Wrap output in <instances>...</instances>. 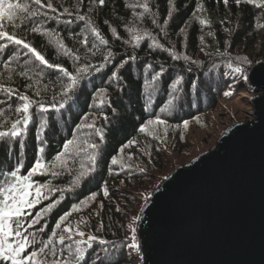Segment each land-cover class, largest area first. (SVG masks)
Segmentation results:
<instances>
[{
	"label": "trees",
	"instance_id": "1",
	"mask_svg": "<svg viewBox=\"0 0 264 264\" xmlns=\"http://www.w3.org/2000/svg\"><path fill=\"white\" fill-rule=\"evenodd\" d=\"M11 2L26 3L37 15L18 14L16 27L5 20V30L81 77L65 97L70 80L63 72L41 64L22 45L0 40V131L22 120L18 109L26 101L21 96L32 102L28 123L17 126L19 134L0 138V188L12 180L10 171L28 175L37 159L45 164L43 174L31 177L47 186L48 198L26 209L24 235L35 241L28 250L38 251L51 239L48 248L55 255L45 249L48 254L38 259L64 264L75 260L76 241L93 235L98 239L89 242L91 248L79 245L86 249L79 264H137L130 246L137 234L130 220L148 199L151 182L157 184L153 178L164 179L159 173L165 158L188 146L193 126L208 128L211 109L240 90L249 92L243 75L228 63L245 69L264 59V0ZM157 117L166 123H155ZM68 140L73 143L65 152ZM60 153L65 154L57 160ZM49 204L55 206L45 212ZM65 214L70 215L57 228ZM37 218L39 223L28 227ZM66 227L72 231L65 232ZM60 236L66 238L63 244Z\"/></svg>",
	"mask_w": 264,
	"mask_h": 264
},
{
	"label": "water",
	"instance_id": "2",
	"mask_svg": "<svg viewBox=\"0 0 264 264\" xmlns=\"http://www.w3.org/2000/svg\"><path fill=\"white\" fill-rule=\"evenodd\" d=\"M246 77L251 118L175 167L144 203L139 264H264V61Z\"/></svg>",
	"mask_w": 264,
	"mask_h": 264
},
{
	"label": "snow or ice",
	"instance_id": "3",
	"mask_svg": "<svg viewBox=\"0 0 264 264\" xmlns=\"http://www.w3.org/2000/svg\"><path fill=\"white\" fill-rule=\"evenodd\" d=\"M100 5H103L105 3V0H98ZM34 3L36 5H41V0H34ZM225 3H227V0H225ZM48 8H52V4L48 3ZM144 7L146 8L147 5L145 4ZM55 10V9H53ZM67 12L68 10L65 9ZM24 13L30 16L37 15L36 11H33L29 8L28 4L26 3H13L11 0H0V40L6 39L7 41L14 43L16 45H22L23 48L28 49L30 53H32L36 60H38L41 64L46 65L49 68H57L61 72L64 73L65 76H67L70 80V83H68L64 87V96L67 97L69 93L75 88L78 79H80V75H73L72 73L68 72L67 69H64L60 64H53L50 63L43 54H41L40 51H38L35 47H32L29 43H26L24 39L18 38L14 33H10L9 31L5 30L4 21L7 20L13 27H16L13 23L14 19L18 16V14ZM81 20L84 19L83 16L79 17ZM32 31H37V29L33 28ZM97 36H99V33H96ZM103 43H107V41H102ZM4 46L0 45V50H2ZM61 48H63V45H60ZM67 54V51L66 53ZM174 59H178V56L173 57ZM78 59V57H77ZM107 59V58H106ZM134 59V57H133ZM187 59V57H185ZM247 60V58H244ZM88 66H85L84 68L78 69V73H84L87 70ZM229 68H233L234 72L237 74L243 75L245 72V69L237 64L235 67H233V64L231 62L228 63ZM99 70V69H97ZM116 73H113V76H115ZM244 79H247L245 76ZM182 77L175 80V82L172 84V88L175 89L177 85L181 83ZM9 92H11V89H8ZM230 93H225V95H229ZM39 95V93H37ZM21 100L26 101L22 106L21 109H18V111L22 110V113L24 114L21 119H17L14 123H12L11 127L8 128L7 131H0V138H6V137H16L18 133V125L23 122L24 124L28 123L29 116L27 113L29 112V108L31 105V101L29 100L28 96H21ZM55 99V98H54ZM37 106L41 110H47L45 104L43 102L37 101ZM51 107H56L55 104L50 105ZM60 108L64 107L63 103L59 104ZM164 109H162L163 111ZM154 121L149 120L147 124L151 125ZM155 123L158 124H165L166 121L159 119V117L156 118ZM185 126H187L188 121L184 122ZM84 127L92 128L94 125L92 124H86ZM99 131V130H97ZM141 131H144V128L141 129ZM73 143L72 140H68L64 144L65 152L69 148V145ZM88 147L95 149L97 148L96 144H90ZM41 152H43V148L40 149ZM65 153H60L57 155L56 159H61L62 156H64ZM91 159L93 163L95 162V156L92 155ZM113 164L117 163L116 159L114 158L112 161ZM45 169V164L41 159H37L34 166L29 171L28 175H20L19 169L10 171L9 175L12 177V180L10 182L6 183V186L3 188H0V261L6 262V264H47L46 260H39V256H46L48 253L45 252V249H48V252H51L53 255H55V250L48 248V245L51 243V239L47 243H44L42 247L39 248L38 251H29V247L31 244L35 243L34 239L32 241H29L27 236L24 235V232L27 230L24 227V221L23 218L25 215H30V213L26 212V209H31L35 207L42 199H47L48 197L44 195L43 188L47 187L46 185H37L35 181L31 179V177L36 174L40 173L43 174ZM54 175L57 173H53ZM81 176L84 175L82 172L80 174ZM79 179V177H77ZM105 195H107V189H105ZM92 199L95 198V194L92 195ZM56 203H59V201H56ZM55 204H49V206L44 209L45 212L50 211ZM78 210V209H77ZM70 214H65V216H62L60 218V223H57L56 227L60 228V224L63 223L64 220L67 219V216ZM39 223V219L33 220L28 227H31L32 224ZM65 232H71L72 230L70 228H64ZM79 236L83 237L85 235L84 232L80 231L77 233ZM55 235V233H53ZM65 237L60 236L59 243L63 244L65 242ZM67 239H71V236L67 237ZM98 238L93 235H89L86 241H76L77 248H76V255L74 261H65L64 264H79V261L83 258V255L86 251V249L79 247L80 244H87L88 248H91L90 241H95ZM136 237H132L133 243L130 245L133 248H136L139 250V245L135 243ZM101 244L106 243L104 240H100ZM71 254V252H70ZM52 264H60L59 261L53 260Z\"/></svg>",
	"mask_w": 264,
	"mask_h": 264
},
{
	"label": "rangeland",
	"instance_id": "4",
	"mask_svg": "<svg viewBox=\"0 0 264 264\" xmlns=\"http://www.w3.org/2000/svg\"><path fill=\"white\" fill-rule=\"evenodd\" d=\"M262 35H264V31L262 32ZM258 52H260V48ZM259 61H264V59L260 58L254 60L248 64L249 66L247 65L248 67L245 66V72L243 73V77L241 78L243 82L246 81L247 83V80L244 79V77L247 76V72L249 68ZM248 87H250L249 92L247 91L241 92L240 90V94L238 96H234L229 99H226L225 101L222 102V104H218L217 107H214L213 109L210 110L207 118L208 119L207 129L198 126H193L191 128V135L189 138L188 146L185 149H182L181 151L179 150L177 154L165 158L164 169L162 170V172L160 171L159 173L160 176H164L163 178H165L174 170L175 167L189 162L198 154L210 149L216 143L222 132L233 123L238 121H245L251 118L250 116L252 112L251 99L254 95V91L250 85H248ZM234 89H235L234 87L231 89V94H233ZM154 179L155 180L158 179V180L156 185H154L153 181L152 182L150 181L151 187L148 188L149 191L148 193L150 195L154 191V189L163 181V179L162 181L161 178L159 179V176L154 177L153 180ZM141 209L142 208L137 209L135 216L132 217V219L130 220L131 224L135 225V228L140 216ZM135 243L139 245L138 238L136 239ZM133 256H134V261H136L137 264H139L140 248L139 250L135 248Z\"/></svg>",
	"mask_w": 264,
	"mask_h": 264
}]
</instances>
